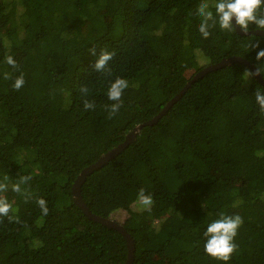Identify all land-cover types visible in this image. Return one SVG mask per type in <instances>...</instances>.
<instances>
[{"label": "trees", "instance_id": "obj_1", "mask_svg": "<svg viewBox=\"0 0 264 264\" xmlns=\"http://www.w3.org/2000/svg\"><path fill=\"white\" fill-rule=\"evenodd\" d=\"M199 2L0 0V199L12 205L0 216V264H127L124 235L89 218L73 184L205 66L231 56L256 66L255 51L240 44L247 35L199 34L190 15ZM92 48L114 53L103 72ZM8 53L16 71L3 63ZM246 69L234 62L199 78L82 184L92 213L125 215L117 221L135 241L133 264H223L202 246L205 221L221 212L244 221L229 264H264V111L255 102L264 85L244 79ZM21 71L25 85L15 90ZM117 76L129 87L109 119L106 89ZM141 189L150 210L137 203Z\"/></svg>", "mask_w": 264, "mask_h": 264}, {"label": "clouds", "instance_id": "obj_2", "mask_svg": "<svg viewBox=\"0 0 264 264\" xmlns=\"http://www.w3.org/2000/svg\"><path fill=\"white\" fill-rule=\"evenodd\" d=\"M190 15L199 21L198 32L204 39L212 36L213 31L217 29L229 35L236 34L238 27L245 33L251 31L253 34L247 35L246 39L240 41V44L244 53L255 51V56L251 59L257 66V72L264 74V47L261 46L264 36L258 34L264 32V0H200L195 11ZM90 51L95 57V69L103 72L114 53L107 49H101L98 53L95 48ZM3 63L10 66L13 71L19 68L18 61L11 53L5 54ZM252 75L251 70L246 69L242 72L244 79H250ZM3 76L4 79H9L11 74L6 71ZM24 85L25 77L21 71L19 75L15 76L12 88L20 90ZM128 87V79L120 76L108 83L106 96L112 103L105 105V109L109 119L120 112L123 96ZM88 91L87 88L82 89L85 94ZM255 102L260 110L264 111V88L255 90ZM95 107L94 102L85 100V109H94ZM30 178L29 176L22 177L19 183L12 186V190L17 193L21 192V184L26 183ZM4 187L6 185H0V188ZM37 203L46 215L49 209L45 199L40 198ZM137 203L142 210H150L153 205V197L141 189L137 194ZM11 208L12 205L7 199H0V216H8ZM243 222L241 215H229L224 212L219 213L216 219L206 220L202 239L204 252L223 264H229L237 249L235 240Z\"/></svg>", "mask_w": 264, "mask_h": 264}, {"label": "water", "instance_id": "obj_3", "mask_svg": "<svg viewBox=\"0 0 264 264\" xmlns=\"http://www.w3.org/2000/svg\"><path fill=\"white\" fill-rule=\"evenodd\" d=\"M237 32L241 35L253 34L251 31H250V33H245L239 27L237 28ZM258 34L264 35V32H260ZM234 62H240V63L247 65L251 69L255 78L264 85V77L262 76L261 73L257 72V67L255 65H253L252 63H250L247 59H245L241 56H231L229 58H223L221 61H219L217 63H213V64H209V65L205 66L203 69L199 70L198 72H196L194 74L193 78L186 84V86L174 98H172L167 103V105L164 107V109L158 115H156L153 119H151L147 122L141 123V124L137 125L136 127H134V129L127 135L126 140L123 143L119 144L117 147L113 148L112 150H110L109 152L104 154L97 162L86 167L82 171V173L79 175L77 180H75V182L73 184V188H72L73 194L75 196V203L78 204L80 206V208H82L84 213L89 218H91L97 222H100V223H102V224H104L110 228H114V229L118 230L126 238L127 245H128L127 264H133L134 258H135L136 245H135V241H134L132 235L127 231V229L120 222H118L112 218H106L103 216L96 215V214L91 212L87 203L83 199V196L81 195L82 184L86 181L87 176L92 174L95 170H98L101 167H103L105 164H107L109 161H111L114 157L119 155L131 143H133L136 140L137 135L142 131V129L145 126L152 125V124L158 122V120L164 114L167 113V111L173 106V104L175 102H177L183 96V94L189 89V87L195 81H197L199 78L205 76L206 74H208L212 71H216V70L221 69L223 67L229 66Z\"/></svg>", "mask_w": 264, "mask_h": 264}, {"label": "rangeland", "instance_id": "obj_4", "mask_svg": "<svg viewBox=\"0 0 264 264\" xmlns=\"http://www.w3.org/2000/svg\"><path fill=\"white\" fill-rule=\"evenodd\" d=\"M205 62H206V61H205ZM205 62H204V63H205ZM207 64H208V63H207ZM117 218H118V219H116V221H117V220H118V221H122V219L125 218V215L122 214L121 216H117Z\"/></svg>", "mask_w": 264, "mask_h": 264}]
</instances>
